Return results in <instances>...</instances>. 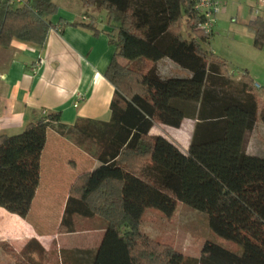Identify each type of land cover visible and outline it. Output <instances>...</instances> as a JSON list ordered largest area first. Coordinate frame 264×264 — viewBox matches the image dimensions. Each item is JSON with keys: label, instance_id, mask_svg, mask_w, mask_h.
Instances as JSON below:
<instances>
[{"label": "trees", "instance_id": "trees-1", "mask_svg": "<svg viewBox=\"0 0 264 264\" xmlns=\"http://www.w3.org/2000/svg\"><path fill=\"white\" fill-rule=\"evenodd\" d=\"M105 12L115 52L104 73L114 86L108 120L60 122L59 112L35 117L18 134H0V207L20 217L29 213L37 191L46 131H57L98 161L78 174L67 192L57 233L74 232L75 219L100 218L105 231L93 264H181L169 244L142 231L146 209L166 218L178 204L207 215L211 231L240 246L231 252L206 241L199 264H264V158L247 154L245 135L258 120V94L245 70L234 82L226 61L203 44L211 33L199 27L203 17L194 0H80ZM52 0L32 7L0 4V46L13 39L39 46L52 27L71 25L98 30L89 22L48 18ZM185 25L193 34L181 37ZM253 47H264V14L246 23ZM168 58L190 72L165 77L156 62ZM196 120L186 152L149 130L156 123L179 127ZM264 123V107L260 112ZM14 259L13 252L8 251ZM15 264H33L16 259Z\"/></svg>", "mask_w": 264, "mask_h": 264}, {"label": "crops", "instance_id": "crops-1", "mask_svg": "<svg viewBox=\"0 0 264 264\" xmlns=\"http://www.w3.org/2000/svg\"><path fill=\"white\" fill-rule=\"evenodd\" d=\"M52 2L57 11L48 21L54 26H58L60 20L68 23L90 21L100 32L94 35L91 30L66 25L61 28L52 27L43 46L26 43L17 38L13 39L8 47L0 46V134H18L35 117L47 115L48 112H59L60 122L69 126L77 120L105 121L110 116L109 105L114 86L105 78L104 73L115 52V46L109 42L112 27L100 23V18L97 19L93 13H88L86 5L80 0ZM210 39L211 37L208 40ZM156 67L165 77L190 75L188 70L168 58L158 60ZM228 71L234 81H241L243 73L234 77L233 73ZM253 90L256 92L254 88ZM74 102H77L76 106ZM186 120L189 121L187 124ZM195 122L191 117H184L179 127L155 123L149 134L163 136L186 152L196 126ZM261 124L264 125L258 119L250 132L254 133ZM49 136L56 141L63 138L55 123L46 131L41 158L46 151ZM249 150V147L245 148L247 154H251ZM90 163L91 169L82 172L91 171L98 166L96 160ZM62 212L59 213L55 233L51 235L38 232V228L29 220V215L20 217L0 207V235L4 224L6 231L3 234L10 242L20 237L25 240L36 239L45 250L57 247L59 264H93L105 228L99 230L100 232L96 231L97 236H93V233H57ZM63 237H67L68 242L64 241ZM62 251L66 255L64 261ZM179 253L183 257L181 264H199L201 251L198 256Z\"/></svg>", "mask_w": 264, "mask_h": 264}, {"label": "rangeland", "instance_id": "rangeland-1", "mask_svg": "<svg viewBox=\"0 0 264 264\" xmlns=\"http://www.w3.org/2000/svg\"><path fill=\"white\" fill-rule=\"evenodd\" d=\"M219 1L218 12L214 15L211 39L203 46L223 58L226 61L227 70H230L234 77L241 75L245 70L248 72L259 97L258 119H260V112L264 107V47L262 49L253 47V33L246 23L250 19L264 14V0ZM85 8L88 13H93L97 19L100 18V23H105L104 11L96 10L93 5H86ZM98 14H103V16ZM181 30V37L189 41L193 36L191 31L185 25ZM111 33L115 32L111 31ZM229 76L232 79L230 73ZM232 80L234 81V79ZM185 122L187 124L189 121ZM263 126V124L259 125L254 133L250 131L246 133L244 142V148L249 147L250 149L249 153L262 158H264ZM184 128L185 126H183ZM40 159L39 186L28 215L29 220L38 228V232L54 235L59 213L64 210L67 200L69 185L76 174L91 169L90 162H94V160L67 140L60 138L56 141L51 136H49L46 151ZM74 222V232L80 235L93 233V236H97L96 231L100 232L105 228V222L97 217H77ZM5 227L2 224L0 264H15L16 259L29 261L33 264L60 263L56 254V246L45 250L40 241L25 240L23 237L10 242V239L3 234L6 231ZM141 228L148 237L169 244L187 256H198L206 241L214 242L231 252L240 251L239 245L222 239L211 231L206 214L184 204H178L175 213L170 218H166L156 209H146ZM63 238L68 242L67 237ZM61 242L63 243V241ZM8 251L13 252L16 259L7 254ZM65 256L62 251L63 261Z\"/></svg>", "mask_w": 264, "mask_h": 264}, {"label": "built area", "instance_id": "built-area-1", "mask_svg": "<svg viewBox=\"0 0 264 264\" xmlns=\"http://www.w3.org/2000/svg\"><path fill=\"white\" fill-rule=\"evenodd\" d=\"M6 2L11 8L32 7L33 0H0V4ZM219 0H194L195 10L203 17L199 27L206 33H211L214 25V15L219 9ZM41 62V60H40ZM75 106L77 102H74Z\"/></svg>", "mask_w": 264, "mask_h": 264}]
</instances>
